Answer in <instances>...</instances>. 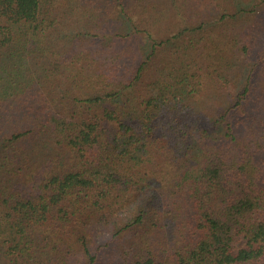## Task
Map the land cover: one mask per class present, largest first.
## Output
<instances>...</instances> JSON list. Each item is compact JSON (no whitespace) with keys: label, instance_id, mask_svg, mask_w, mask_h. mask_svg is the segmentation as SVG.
Wrapping results in <instances>:
<instances>
[{"label":"trees","instance_id":"1","mask_svg":"<svg viewBox=\"0 0 264 264\" xmlns=\"http://www.w3.org/2000/svg\"><path fill=\"white\" fill-rule=\"evenodd\" d=\"M0 264H264V0H0Z\"/></svg>","mask_w":264,"mask_h":264}]
</instances>
